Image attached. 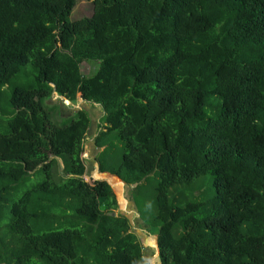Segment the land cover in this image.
Returning <instances> with one entry per match:
<instances>
[{
  "label": "trees",
  "instance_id": "1",
  "mask_svg": "<svg viewBox=\"0 0 264 264\" xmlns=\"http://www.w3.org/2000/svg\"><path fill=\"white\" fill-rule=\"evenodd\" d=\"M91 1L0 0V264H149L108 178L160 264H264V0Z\"/></svg>",
  "mask_w": 264,
  "mask_h": 264
},
{
  "label": "rangeland",
  "instance_id": "2",
  "mask_svg": "<svg viewBox=\"0 0 264 264\" xmlns=\"http://www.w3.org/2000/svg\"><path fill=\"white\" fill-rule=\"evenodd\" d=\"M92 12L93 5L91 0H76V4L70 17L72 20H78L83 17L91 16ZM97 68L98 63L83 62L80 65L81 73L85 76L92 74L97 70ZM43 103L48 109L53 111V118L58 123H61L78 110H85L89 114L91 126L85 138L86 152L84 153V158L87 162L85 179L89 180L90 178H93L95 171H97L95 155L98 151L94 146L93 140L102 124L101 107L96 104L82 102L78 98L76 101L71 102L55 93L52 94L49 99L44 100ZM53 174L57 180L64 177L62 159L58 158L56 160L53 167ZM108 182L117 194V204L112 208L109 207V209H111L110 211H113L116 215L122 214L128 218L131 225L130 230L138 236V239L143 247L145 259L149 262V264H160L155 241L156 234L151 230L150 226L145 221L139 218V214L132 202L133 186L123 184L122 182L112 178H108Z\"/></svg>",
  "mask_w": 264,
  "mask_h": 264
},
{
  "label": "water",
  "instance_id": "3",
  "mask_svg": "<svg viewBox=\"0 0 264 264\" xmlns=\"http://www.w3.org/2000/svg\"><path fill=\"white\" fill-rule=\"evenodd\" d=\"M120 182H122V181H120ZM123 183V182H122ZM124 184V183H123ZM113 215H116L115 213H113Z\"/></svg>",
  "mask_w": 264,
  "mask_h": 264
},
{
  "label": "clouds",
  "instance_id": "4",
  "mask_svg": "<svg viewBox=\"0 0 264 264\" xmlns=\"http://www.w3.org/2000/svg\"><path fill=\"white\" fill-rule=\"evenodd\" d=\"M157 248V247H156Z\"/></svg>",
  "mask_w": 264,
  "mask_h": 264
}]
</instances>
